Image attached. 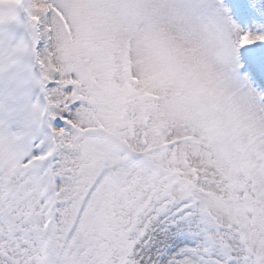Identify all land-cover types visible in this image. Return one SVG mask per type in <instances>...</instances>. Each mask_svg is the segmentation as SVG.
Here are the masks:
<instances>
[{
    "label": "snow or ice",
    "instance_id": "snow-or-ice-1",
    "mask_svg": "<svg viewBox=\"0 0 264 264\" xmlns=\"http://www.w3.org/2000/svg\"><path fill=\"white\" fill-rule=\"evenodd\" d=\"M0 264H264V0H0Z\"/></svg>",
    "mask_w": 264,
    "mask_h": 264
},
{
    "label": "rangeland",
    "instance_id": "rangeland-1",
    "mask_svg": "<svg viewBox=\"0 0 264 264\" xmlns=\"http://www.w3.org/2000/svg\"><path fill=\"white\" fill-rule=\"evenodd\" d=\"M227 5V4H226Z\"/></svg>",
    "mask_w": 264,
    "mask_h": 264
}]
</instances>
